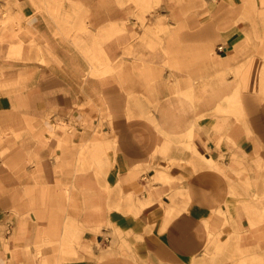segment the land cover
Returning a JSON list of instances; mask_svg holds the SVG:
<instances>
[{
	"label": "crops",
	"instance_id": "0c3cea01",
	"mask_svg": "<svg viewBox=\"0 0 264 264\" xmlns=\"http://www.w3.org/2000/svg\"><path fill=\"white\" fill-rule=\"evenodd\" d=\"M0 264H264V0H0Z\"/></svg>",
	"mask_w": 264,
	"mask_h": 264
},
{
	"label": "built area",
	"instance_id": "2783aa9c",
	"mask_svg": "<svg viewBox=\"0 0 264 264\" xmlns=\"http://www.w3.org/2000/svg\"><path fill=\"white\" fill-rule=\"evenodd\" d=\"M219 51L222 52V49L220 48Z\"/></svg>",
	"mask_w": 264,
	"mask_h": 264
}]
</instances>
